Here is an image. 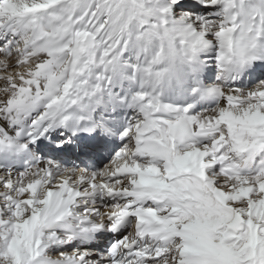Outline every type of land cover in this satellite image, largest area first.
I'll return each mask as SVG.
<instances>
[{
    "label": "snow or ice",
    "instance_id": "1",
    "mask_svg": "<svg viewBox=\"0 0 264 264\" xmlns=\"http://www.w3.org/2000/svg\"><path fill=\"white\" fill-rule=\"evenodd\" d=\"M0 264H264V0H0Z\"/></svg>",
    "mask_w": 264,
    "mask_h": 264
}]
</instances>
